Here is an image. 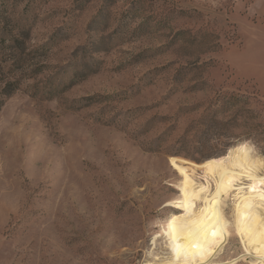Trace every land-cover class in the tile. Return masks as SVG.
Segmentation results:
<instances>
[{
    "label": "rangeland",
    "instance_id": "obj_1",
    "mask_svg": "<svg viewBox=\"0 0 264 264\" xmlns=\"http://www.w3.org/2000/svg\"><path fill=\"white\" fill-rule=\"evenodd\" d=\"M240 143L264 175V0H0V264L167 258ZM232 193L208 261L255 264Z\"/></svg>",
    "mask_w": 264,
    "mask_h": 264
},
{
    "label": "bare ground",
    "instance_id": "obj_2",
    "mask_svg": "<svg viewBox=\"0 0 264 264\" xmlns=\"http://www.w3.org/2000/svg\"><path fill=\"white\" fill-rule=\"evenodd\" d=\"M202 171L212 180L213 191H209L206 183V187L200 186L194 193L192 181L187 183L184 194L201 201V206L194 213L188 211L168 219L165 233L168 257L152 264H211L208 258L212 248L219 251L226 242L227 220L221 199L232 191L233 225L245 256L252 258L255 264H264V214L259 208L264 204V175L260 173L261 163L253 150L246 143L237 144L223 157L204 163ZM242 179L249 182L248 188L240 186ZM250 189L259 193L254 194ZM236 262L237 259H233L222 264Z\"/></svg>",
    "mask_w": 264,
    "mask_h": 264
}]
</instances>
